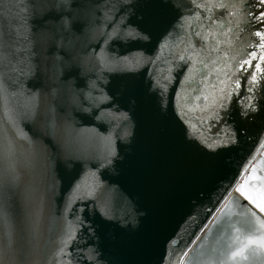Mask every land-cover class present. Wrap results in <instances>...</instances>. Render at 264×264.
<instances>
[{
  "label": "snow or ice",
  "instance_id": "obj_1",
  "mask_svg": "<svg viewBox=\"0 0 264 264\" xmlns=\"http://www.w3.org/2000/svg\"><path fill=\"white\" fill-rule=\"evenodd\" d=\"M238 32L248 39L231 64L221 45L231 50ZM161 141L201 175H216L190 198L183 224L203 231L219 212V226L236 200L244 215L264 216V175L253 164L264 147V0H0V264H36L45 208L58 192L63 235L49 264H123L102 230L135 225L142 213L107 171L123 175L127 166L134 182L121 149ZM245 145L229 177L220 161ZM230 227L244 230L239 221ZM178 234L169 243L179 245Z\"/></svg>",
  "mask_w": 264,
  "mask_h": 264
},
{
  "label": "water",
  "instance_id": "obj_2",
  "mask_svg": "<svg viewBox=\"0 0 264 264\" xmlns=\"http://www.w3.org/2000/svg\"><path fill=\"white\" fill-rule=\"evenodd\" d=\"M10 2L11 0H4V7H8ZM237 35L240 40L233 41L231 50L227 44L221 45L225 52L235 57V60L229 61L231 64L241 58L240 53L244 52L242 42L248 39L246 32H238ZM220 78L224 79L223 76ZM209 82L215 83V76L211 77ZM176 87L179 90L180 86ZM247 148L248 145H245L240 151L226 154L220 161V168L229 177L239 167ZM121 153L126 154L132 161L137 179L134 182L128 179L127 166L123 175L108 170L107 178L110 182L122 184L133 193L142 215L135 225L109 224L102 230V234L107 246L118 249L123 264H264V247L260 244L261 238L264 237V226H261L260 221L264 220V216L257 213V220L255 217L244 215V205L240 200L233 202L232 214L221 220L219 226L214 223L220 217L219 212L206 221L208 227L203 231H198L194 221L183 224L190 210V198L194 197L199 189L210 188L216 180L215 174L201 175L194 161L174 154L163 141L151 150H147L143 144L135 151L131 146L125 145ZM261 159H264V147L258 149L256 160L253 161V164L258 166L257 175H264V170H261L264 166L259 164ZM248 172H251V167ZM224 182L227 183V180ZM259 186L258 180L251 182V187L258 189ZM233 195L234 192L228 196V200H231ZM65 200L66 195L63 192H58L48 200L40 238V258L36 264H49L48 257L62 238ZM198 211V219L202 220L204 209L200 208ZM237 212L242 215L235 216ZM65 215L68 227H74V218L70 214ZM237 221L244 230L236 232L231 229L230 225ZM250 224L256 225L254 231L246 228ZM193 231L197 232L199 238L192 237L195 243L190 244L186 255H182L185 251L184 245L189 243ZM176 232H179L175 236L180 242L179 245L169 243ZM250 238L256 243L250 244ZM238 249L243 250L241 255L231 258V253Z\"/></svg>",
  "mask_w": 264,
  "mask_h": 264
}]
</instances>
